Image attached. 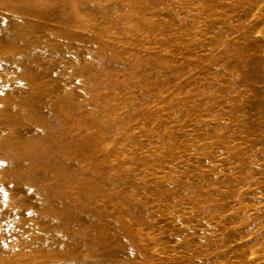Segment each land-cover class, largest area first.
<instances>
[{
  "label": "rangeland",
  "instance_id": "1",
  "mask_svg": "<svg viewBox=\"0 0 264 264\" xmlns=\"http://www.w3.org/2000/svg\"><path fill=\"white\" fill-rule=\"evenodd\" d=\"M0 264H264V0H0Z\"/></svg>",
  "mask_w": 264,
  "mask_h": 264
},
{
  "label": "bare ground",
  "instance_id": "2",
  "mask_svg": "<svg viewBox=\"0 0 264 264\" xmlns=\"http://www.w3.org/2000/svg\"><path fill=\"white\" fill-rule=\"evenodd\" d=\"M180 17H181V16H180ZM179 50H180V49H179ZM113 116H114V115H113ZM113 116H112V117H113ZM141 119H142V116H141ZM103 131H104V130H103ZM101 132H102V131H101ZM101 132H100V134H101ZM100 134H99V136L102 137V135H104V132H103L101 135H100ZM103 140H104V137H103ZM103 142H104V141H103ZM112 148H113V147H112Z\"/></svg>",
  "mask_w": 264,
  "mask_h": 264
}]
</instances>
